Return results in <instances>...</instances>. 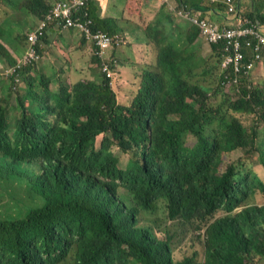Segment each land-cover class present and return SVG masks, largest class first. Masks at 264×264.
<instances>
[{
  "label": "trees",
  "instance_id": "trees-1",
  "mask_svg": "<svg viewBox=\"0 0 264 264\" xmlns=\"http://www.w3.org/2000/svg\"><path fill=\"white\" fill-rule=\"evenodd\" d=\"M46 1L25 3L40 19L51 8ZM95 1L82 10V20L93 18L95 30L118 35L117 26L97 16ZM175 1L177 8L185 6ZM250 3L244 20L259 23L260 30L264 0ZM161 6L143 29L158 50L157 63L142 69L129 105L118 103L114 78L68 86L55 77L35 79L34 65L23 71L33 79L28 94L16 95L18 83L3 66L9 86L0 96V264H174L172 232L160 239L157 223L168 219L202 230L219 210L225 216L206 231V264H264V137L257 145L258 129L233 114L260 112L264 123V90L251 85L253 75L222 68V81H240L232 95L220 86L231 99L215 107L206 80L222 67L221 47L203 56L199 29L174 28L168 14L175 12ZM14 33L0 31V63L15 72L26 61L5 45ZM245 52L244 65L251 58ZM38 55L42 60L43 47ZM92 63L101 60L94 54ZM54 84L61 88L52 91ZM114 147L132 154L126 168ZM237 151L244 157L215 175L220 155ZM145 218L154 222L144 225ZM197 259L194 254L178 264H199Z\"/></svg>",
  "mask_w": 264,
  "mask_h": 264
},
{
  "label": "rangeland",
  "instance_id": "rangeland-1",
  "mask_svg": "<svg viewBox=\"0 0 264 264\" xmlns=\"http://www.w3.org/2000/svg\"><path fill=\"white\" fill-rule=\"evenodd\" d=\"M11 0H0V25L5 21L6 17L8 16V14L11 12V16L9 17V21L7 22V24L5 25V23L0 27L3 30V34L7 37H11V32H15L14 33V40L9 41L6 40L5 41V45L7 46V48L13 53L14 57L18 60L21 59L22 57H24L26 59L27 57V46H28V39H26V37L28 36L29 32L33 29L36 28V25L38 23V21L40 19H30L29 24H27L24 28V30H19L17 27V22L21 21L22 19H24V15L29 14L30 9L26 6V0H23V3L21 5L18 4L17 1H15V6H13L12 4H8V2H10ZM57 1L59 0H52L50 3L51 4H55L57 3ZM236 4H238L239 2L241 3V13L245 15L246 12H248V10L250 9V1L251 0H235ZM155 3V4H163L164 0H137V7L136 10L139 12V24L137 29H135L134 31L136 33H140L143 32V29L145 27H147V25L149 24V22L147 21V17H149L150 15H157V14H153L152 9H151V4ZM172 7L176 6V3L173 1V4H171ZM170 8V7H169ZM224 10V8H222ZM143 10V12H142ZM171 10V9H170ZM226 10V9H225ZM10 11V12H9ZM172 12H174L173 10H171ZM79 14H81V11L79 12ZM242 14L240 16L237 17H233L232 14H228L229 17L232 18L231 23H229V25H234V26H239L243 20ZM170 19H175L176 21L180 20V18L174 13H169L168 14ZM0 29V31H2ZM32 30V31H33ZM172 29H170V32L172 33ZM260 32L264 35V27L260 29ZM120 33L121 35H123L124 37H126L127 41L128 39L132 40V45H136L138 43L142 42V39L140 37H130L127 38V36L123 33V32H117ZM66 33H62L57 31L53 41L56 39L58 41L61 40H66ZM18 37V38H17ZM78 40L80 47H75V46H71L69 48L70 51L72 52H76V53H80L79 56H77V58L75 60H70L66 57H56L54 56L50 50H46L45 51V46H48V44L43 43V58L40 61V63L38 65H36V71H35V79H38L40 77H46L48 78V76L50 77H57V82L58 84H68L66 81H64L63 78V74L66 72L65 71V66L67 65H71L74 64L75 65V70L81 71L84 69H80V66H87V71H84V74L82 76L83 80L85 82H91L92 83H101L104 80V66L107 64V62H111V64L118 70L117 74H114V70L111 69V79L114 78L115 80H112V88L113 90L116 92L117 95V100L118 103L121 105H129L136 94V91L140 88V85L142 84V69H141V63L138 62V60H136V64H134V66L132 68H127L124 70H121L120 73V68L121 65L117 60L116 57H114V53L117 50H114L110 53V55L108 57L103 58V62H104V66L100 67L97 66L95 64H92V51H93V45L91 44L90 40L87 39L85 41V43L83 42V37L82 36H78V38H74L73 36V40ZM199 42L197 44V47L199 49V51L202 53L203 56H208L211 55L212 52V46L208 45L207 43L203 42L200 37H199ZM95 46V45H94ZM131 44L127 43L126 41L123 45H121L122 48L125 47L126 50L130 49ZM153 49L151 51L150 57L147 60V62L145 64H151V62H153V64L157 63V56H158V50L154 47V45H152ZM139 48V47H138ZM137 48V49H138ZM25 51V52H24ZM48 53V54H47ZM140 59H142V57L138 56ZM15 58H13L15 60ZM216 59H218V57L216 56ZM143 60V59H142ZM19 62V61H18ZM64 63V64H61ZM111 65V66H112ZM5 66L7 68V74L8 76L13 75L15 72L13 70V66H10L8 63H4L1 62L0 63V76H1V85H5V86H0V96H2L3 93V89L8 87V83H9V78L8 76L5 74L6 68L3 67ZM260 65L257 66L256 70L253 73V80L251 82V85L253 87H259L261 89L264 90V67L261 69V67H259ZM27 68L26 65L24 64V66L21 69H25ZM38 68H44L41 71H38ZM151 69H155V67H151ZM46 70V71H45ZM70 73L71 74V78L74 81L73 84L68 85V86H73L74 84H76V80L74 75L71 73V68L69 67ZM57 74L59 76H57ZM222 67H219L216 69V73L215 76L213 78H210L209 80H206V84H210L212 91H211V102L213 103V105L215 107H218L223 100L230 98L229 96H226L224 93L230 94L232 95L233 93V87L229 86L227 88H225V86H223L222 84ZM24 80H20L17 81L18 83V88L20 90V92H18L16 95H18L19 93H21L22 96H25L28 94L29 90H30V86L32 82V75L30 74V72H26L24 74ZM38 86V82L34 83V91H36V88ZM223 88L224 93L221 90V87ZM42 88V85L40 84V86ZM50 87V86H49ZM61 86L54 84L52 87H50V89L52 91H56L60 88H58ZM39 89V88H38ZM225 89V90H224ZM38 92H40L38 90ZM44 92V91H43ZM42 92V93H43ZM231 99V98H230ZM236 117H238L242 123L244 124V126L247 127H255L258 129L259 131V137L257 140V145L261 143V141L263 140L264 137V123L261 122L259 120V116H260V112L254 113V114H247V113H233ZM16 116L18 117V114H16ZM102 136L99 138V141L102 140ZM196 141L194 138L190 137L188 142H187V146L189 148H193L195 145ZM100 148V145H99ZM112 153L114 154L115 158L119 159L120 162V166L122 168H126L128 162L132 159V154H124L122 153L119 149L117 148H113ZM242 157H244V153L242 151H237L231 154H223L220 155L219 161H218V168L215 171V175H219V174H223L225 173L231 166L237 164L238 160L241 159ZM257 162V160H256ZM252 164L248 163V168H252ZM254 170L258 173V174H262V169L260 167V165H256L254 167ZM245 171V170H244ZM210 174V173H209ZM32 194V192H31ZM259 202L261 203V197L260 195L256 196V202H254L256 205L259 204ZM32 206V205H31ZM8 215H6L5 217H7ZM224 216L223 212H220L216 215V219L220 218ZM166 230H170L172 232L173 237H175L174 240V248H173V257H174V264H178L180 262H182L184 259L186 258H191L193 256L192 252L193 250L198 251L199 253V257L197 259L198 263L200 264H205V249L203 247V245L200 242H197L198 239V233H191V232H184V231H176L175 228H172V226H170L167 222L166 219H164L158 227L154 228L155 233L159 236L160 239H164V231ZM196 242V243H195Z\"/></svg>",
  "mask_w": 264,
  "mask_h": 264
},
{
  "label": "built area",
  "instance_id": "built-area-1",
  "mask_svg": "<svg viewBox=\"0 0 264 264\" xmlns=\"http://www.w3.org/2000/svg\"><path fill=\"white\" fill-rule=\"evenodd\" d=\"M211 3H222L228 6L229 13L234 15L239 10L236 7L234 0H208ZM89 0H68L58 2L53 11V15L49 16L41 22L36 30L30 35V45L28 55L25 59V65L35 64L39 60L37 45L44 36L45 30L49 24L55 23L56 26L62 29H77L82 32L86 38L90 39L99 48V54L105 56L108 50L114 47H120L123 39L116 35L110 36L102 31H94L91 20H82V15L79 14ZM177 15L190 22L192 26L199 29L201 38L208 45H217L221 47L223 53L222 68L224 70L232 68L236 74L243 73L248 75L255 69L256 64L264 59V35L258 30L259 23L252 24L249 20H244L239 26L219 27L217 24L208 19L199 16H193L187 9L181 8ZM236 16V15H235ZM237 17V16H236ZM51 20H56L52 22ZM251 51L249 62L244 65L246 50ZM17 72V71H15ZM104 72L108 78H111V67L108 63L104 66ZM21 79V76L19 74ZM18 79V81H20ZM238 77L226 79L222 82L226 88L238 84Z\"/></svg>",
  "mask_w": 264,
  "mask_h": 264
},
{
  "label": "crops",
  "instance_id": "crops-1",
  "mask_svg": "<svg viewBox=\"0 0 264 264\" xmlns=\"http://www.w3.org/2000/svg\"><path fill=\"white\" fill-rule=\"evenodd\" d=\"M15 1H17L19 4L23 2V0H11L10 2H8V4H15ZM51 1L52 0H49L48 3H50ZM173 1L177 3L175 0H169V4H173ZM184 2L185 3L183 5H186L188 8H190V11L192 12V14L199 16V17L208 18L209 20L218 24L219 26H231L229 25V23H231L232 18L229 17L227 15V11L223 10L220 6H209V3L204 0H184ZM95 6H96L95 13L97 14V16L101 20L111 21L110 25L114 24L115 26H117V28L119 29L118 32H123L127 36V38L140 37L142 39L141 43L132 45V40L128 39L127 41L126 37L122 35L126 39V44L130 43L131 46H130V49L128 50H126L124 47V48L118 49L114 53V57L119 59L120 64H122L119 70L120 73H121V70L132 68L134 64H136V60H138V62L142 64L141 69H143L146 66L147 68L151 67L153 62H151V64H145V63L150 57L151 51L153 49L152 47L153 44H150L148 42L143 32L136 33L134 31L135 29H137L138 25H141L139 24L140 22L138 19L139 12L136 10L137 0H96ZM161 7H162L161 4L152 3L151 4V9L153 11L152 13L157 14L159 10L161 9ZM170 8L173 9V7H170ZM10 16L6 17L5 21L1 24V26L4 23L5 25L7 24V22L10 19L9 18ZM155 17L156 15H150L149 17H147V21L150 23L155 19ZM31 18L36 19L35 15L33 14L24 15V19L17 22L18 29L20 31L24 30L25 26L29 24ZM180 20L181 21L179 22L178 20L177 21L175 20L174 28H178V27L181 28L180 26L189 24L188 20L186 19L180 18ZM56 32L57 30H53V29L48 32V36L46 37L45 42H43V43L48 44V46H45V51L50 50L51 53L56 57H66L70 60H75L77 56H79L80 53L72 52L69 50V48L71 46L80 47L78 40L72 41L73 36L74 38L77 39L80 34L75 31H69V32H66V35H67L66 40L58 41L55 39L53 41V38ZM83 42L85 43L84 40ZM43 43H42V47H43ZM138 56L142 57L143 60L140 59ZM61 64H64V63H61ZM69 66L71 68V73L75 77V80L77 82L80 80H83L82 76L84 74V71L85 72L87 71V66H82V65L80 66V69H84V71L75 70L76 68L74 64H71ZM259 67H261V69L264 67V61L260 64ZM43 69L44 68L42 69L38 68L37 70L41 71ZM69 73L70 71H66L63 74V78H64V81H66L69 85H71L74 83V81L72 80L71 74ZM57 76L59 75L57 74ZM55 78L58 79L57 77Z\"/></svg>",
  "mask_w": 264,
  "mask_h": 264
},
{
  "label": "clouds",
  "instance_id": "clouds-1",
  "mask_svg": "<svg viewBox=\"0 0 264 264\" xmlns=\"http://www.w3.org/2000/svg\"><path fill=\"white\" fill-rule=\"evenodd\" d=\"M63 1H68V0H59V1H57V3L58 2H63ZM204 1H207L208 3H209V6H220L221 8H224V10L225 11H227V15L228 14H232V16L233 17H236V16H240L242 13H241V8H240V2L238 3V4H236V7H237V9L239 10V12H238V14L236 13L235 15L233 14V13H229V11H228V9H227V5H225V4H222V3H211L210 1H208V0H204ZM235 1V0H234ZM89 2H90V0H89ZM88 2V3H89ZM57 3H55V4H49L50 6H51V8H50V10L42 17V18H40V20L38 21V23H37V25H36V28L41 24V22L43 21V20H45L46 18H48L49 16H51V15H53V11H54V9L56 8V4ZM164 3H167L168 5H169V7H172V5L171 4H169V0H164ZM235 3H236V1H235ZM19 4V3H18ZM22 4V3H21ZM21 4H19V5H21ZM13 6H15V4H12ZM225 5V6H224ZM179 6V4H176V6L175 7H173V9H171V10H173L174 12H175V14L177 15V12H178V10H180L181 8H185V9H187L188 10V12H190L191 13V15H193V16H196V15H194V14H192V12L190 11V8H188L186 5L185 6H182L181 8H177ZM227 6V7H226ZM82 12V11H81ZM29 14H32V12L31 11H29ZM11 15V12L8 14V16H10ZM82 15V14H81ZM178 16V15H177ZM179 17V16H178ZM242 17H243V14H242ZM180 18V17H179ZM202 18H204V19H208V18H205V17H202ZM181 19H184V18H181ZM89 20H91V22L93 23V30L94 31H102V32H104V33H106L105 31H103L102 29H97V30H95L94 29V27H95V22H94V20H93V18L92 19H89ZM209 20V19H208ZM52 22H55L56 20H51ZM211 21V20H210ZM242 21H244V17H243V20ZM189 22V21H188ZM212 22V21H211ZM214 23V22H213ZM189 24H190V22H189ZM216 24V23H215ZM191 25V24H190ZM218 25V24H217ZM219 26V25H218ZM231 26H233V25H231ZM0 27H1V25H0ZM219 27H229V26H219ZM36 28L32 31H30L29 32V41H27V43H28V46H27V55H28V49H29V45H30V35L36 30ZM1 30H2V28H0ZM57 30V31H59V32H62V33H66V32H69V31H75V32H78L82 37H83V40L84 41H86L88 38H86L85 37V35L82 33V32H80L79 30H77V29H74V28H71V29H62V28H59L58 26H56V24L55 23H51V24H49L48 25V27L46 28V30H45V33H44V36L41 38V40L39 41V43H38V45H37V50H38V52L40 51V49L42 48V43H43V38L46 36H48V32L50 31V30ZM3 31V30H2ZM106 34H108V33H106ZM108 35H110V34H108ZM110 36H112V35H110ZM114 36V35H113ZM118 36H120L121 38H122V36L120 35V34H118ZM200 39L203 41V42H205L202 38H201V36H200ZM90 40V39H89ZM90 42H91V44L93 43L94 45H95V43L93 42V41H91L90 40ZM206 43V42H205ZM92 44V45H93ZM124 44V41H123V43H122V45ZM93 45V51H92V55L94 56V54L96 55V56H98V59L99 60H101V63H100V65L99 64H97V63H92V64H95V65H97V66H100V67H103L104 66V62H103V58H105V57H108L109 55H110V53L113 51V49L114 50H118V49H120V48H122L121 46L120 47H114V48H112V49H110V50H108L107 51V53L105 54V56H101L100 54H99V48L95 45L94 46ZM210 46H217V45H210ZM40 47V48H39ZM40 59L37 61V63L39 64L40 63ZM264 61V59L261 61V62H259V63H257L256 64V67H255V69L254 70H252L251 71V73L250 74H248L247 75V77H250V76H252L253 75V73H254V71L256 70V68H257V66L258 65H260L262 62ZM110 64V67H111V62H107V64ZM38 64H31V65H34L35 67H36V65H38ZM106 64V65H107ZM28 66H30V65H26V67H28ZM25 69H20V70H18L17 72H15L13 75H11V76H14V78L16 79V81H18V79H20V77H19V74H20V76H21V79L20 80H23V71H24ZM104 70V69H103ZM104 76L106 77V78H108L107 76H106V74H105V72H104ZM110 79V78H109ZM57 80V79H56ZM80 81H84V80H80ZM77 83V82H76ZM111 85H112V82H111ZM226 88V87H225ZM227 154H231V153H227ZM129 163V162H128ZM128 165V164H127ZM238 209H242V208H238ZM238 209H236V210H238ZM220 212H224V210H219L218 212H216L215 214H214V216L211 218V223H210V225L211 224H213V223H215L216 221H218L220 218H222V217H224L225 216V214H224V216H222V217H220V218H218V219H216V215L218 214V213H220ZM145 223H144V225H151V223L152 222H154V221H152V220H150V219H148V218H145ZM167 222H168V224L170 225V226H172V228H175L176 229V231H184V232H191V233H198V237H197V239H198V241L197 242H200L202 245H203V247H204V249H205V257H206V254H207V248H206V239H207V237H206V231H207V229H208V227L210 226H208V227H206V228H203L202 230H196V229H194V228H192V227H190V226H183L180 222H178V221H169L168 219H167ZM159 226V224L157 223V226H155L154 228H156V227H158ZM174 240H175V237H173L172 238V245H173V248H174ZM196 243V242H195ZM172 248V249H173ZM192 254L194 255V254H198V257H199V253H198V251H196V250H193V252H192ZM193 257V256H192ZM206 259V258H205ZM205 261V264H206V260H204ZM198 262V261H197ZM200 264V263H199Z\"/></svg>",
  "mask_w": 264,
  "mask_h": 264
}]
</instances>
